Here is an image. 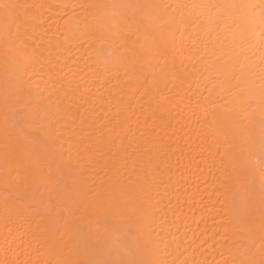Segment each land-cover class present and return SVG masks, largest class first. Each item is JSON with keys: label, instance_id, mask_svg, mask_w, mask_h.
Listing matches in <instances>:
<instances>
[{"label": "bare ground", "instance_id": "6f19581e", "mask_svg": "<svg viewBox=\"0 0 264 264\" xmlns=\"http://www.w3.org/2000/svg\"><path fill=\"white\" fill-rule=\"evenodd\" d=\"M233 4L248 47L200 7ZM262 28L264 0H0V264H264Z\"/></svg>", "mask_w": 264, "mask_h": 264}, {"label": "snow or ice", "instance_id": "6c2138e0", "mask_svg": "<svg viewBox=\"0 0 264 264\" xmlns=\"http://www.w3.org/2000/svg\"><path fill=\"white\" fill-rule=\"evenodd\" d=\"M10 6L4 5V8L7 10ZM200 7H205L211 12L213 8L220 9L223 7H227L231 10L230 15H234L235 22H236V32L235 35L241 39L242 43L245 45V47H248V42L253 40L255 29L248 23L249 19V13L251 11L252 6L248 4H233V5H201ZM7 15V13H6ZM72 26H70L71 30ZM101 38H104V34L101 33ZM256 43L259 45L260 49V66H261V79L264 80V28H262L260 32V39L256 41ZM241 51H244L242 48ZM239 55V54H237ZM206 71L209 74V77H211L212 73L215 71L214 68L209 67L206 69ZM262 104H264V91H262ZM261 148L264 150V137H262L261 140ZM101 240H103L106 243H110L113 247L116 245V240H112L110 236L108 237H101ZM76 264H93V262H83V261H77ZM105 264H124L122 261H111V262H105Z\"/></svg>", "mask_w": 264, "mask_h": 264}]
</instances>
